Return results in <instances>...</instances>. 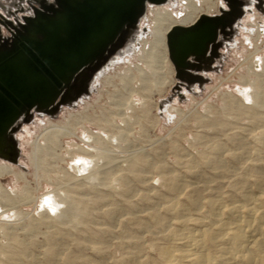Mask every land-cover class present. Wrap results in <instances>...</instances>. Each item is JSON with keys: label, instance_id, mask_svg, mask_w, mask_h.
Returning <instances> with one entry per match:
<instances>
[{"label": "rangeland", "instance_id": "1", "mask_svg": "<svg viewBox=\"0 0 264 264\" xmlns=\"http://www.w3.org/2000/svg\"><path fill=\"white\" fill-rule=\"evenodd\" d=\"M15 1L16 0H0V13L3 14L7 6L14 8L15 6L12 5V2L14 4ZM194 1H196L197 4L202 3V0ZM250 1L251 3L246 7L248 12L243 13L240 18L236 19V23H234L235 29L227 33V40L220 46L219 50L222 54L218 59L219 62L216 64L215 70H211L205 74L208 78L205 79V83L201 86L192 85L189 88L184 86H180V88L175 87V82H177V80L174 78V70L169 58L168 60L173 70V81L171 83L166 75L167 68L163 63L160 64L159 62V65H157L158 62H156L154 64L156 71H161L157 73L156 77L150 75H148V77L147 74L151 72V67L147 69V67L142 65L143 62L139 61L138 63L137 61L138 66L144 69V74L142 73V76H147L144 85H148L146 86L148 87L147 89H136L137 92L132 93V100L136 104L135 112L139 117L138 119L134 118L129 127L130 130H128V136L126 137L128 140L119 142L115 138H110V142L107 143L109 160H111V162L113 161V163L117 162L118 165L121 162L119 166H111V163L106 160L108 158L100 159L96 162L97 165H95L93 169L95 171L97 170L96 172L99 173H95V177L93 174L81 179L75 176L77 173L70 168L73 160L70 158L71 155H68L70 154L68 148H73L71 142H75L81 146L85 145L84 147L91 149L90 146L79 139V137H85V133H82L80 124L73 127L75 128L74 134H70L71 129L60 139L61 144L60 146L54 147V152L47 151L48 153L45 154L46 152L42 151L38 154V157H42H39V165L36 169L31 162H29L28 157L31 153L32 140L36 138L35 136L39 134L42 127L47 125L48 120L54 122L62 121L70 112L75 113L83 110L86 103L93 105V109L89 110V113L92 115L100 116V113H108L112 105L109 103V99L105 93L102 95L101 99H97L98 90L102 87L101 82L97 79L93 80L91 90L88 89L86 93L70 103L62 104L51 116L35 112L31 118H28L27 122H20V124L11 131L15 143V157L13 161L0 157V164L7 162L26 175L24 184L26 185V191L23 190L22 182L15 185V178L12 174H5L0 179L2 186L4 185V187L8 189L17 187L19 190L16 197V204L14 201L15 210L19 212V215L15 216L12 210L8 211V215H0V248H8L9 250L7 249L5 252L9 251L10 253L12 250L14 252V250L21 249L25 245L27 248L24 254L16 255V257L14 256L17 258L13 259L15 261L8 259L9 253H1L0 259L2 263L7 264L8 261L11 260L16 264H46L45 256L48 253V248L50 246H56V248L58 247L57 256L59 258H62L65 254H70L76 257L82 256L83 259L94 264H121V258L124 256V251L120 245L121 242L132 239L129 235L139 234L141 236V232L131 228L129 218L136 207L139 208L141 206L143 194L147 195L148 198L154 199L157 194H148H153L154 191H157L164 195V200L170 199L172 203H187L188 190L185 194L181 193L178 196L171 193V190L167 187L168 184L164 185V181L161 178L162 172L166 174L167 172L181 175L185 174L189 183L195 181L191 175L186 173L187 166H194V168H190L191 170H199L200 166L197 162L202 160L203 156L208 155L211 148L210 145L212 146L217 142H222L223 144L227 142L225 143V145H227L225 147L230 149L237 147L236 144L228 140L227 135L239 130L242 131V133H239V136L244 138H241V142L243 143L245 141L243 147L248 149V154L253 153L252 151L257 146L256 133L258 129L264 127V122L258 125H251V119H248L250 117L247 113L244 112L247 114L245 115L241 112V114L236 115L238 112L236 110L240 108V104L249 105L251 103L246 96V93L251 90L250 85L257 83L261 85V88L264 90V0L260 1L259 7H257V0ZM29 2V0H23L25 9H12L13 12H17L18 16L26 13L30 8ZM214 2L216 3V7H214V9L211 8L207 15H216L218 12L217 10L221 7L225 8L227 4L226 0H214ZM31 3L38 5V2L35 1ZM240 6L242 8L244 7L243 4H240ZM161 7L170 8L172 11H175L180 10L182 5L180 0H169L167 5H162ZM149 10L150 8L147 12V18H149ZM147 22L148 19L141 21L137 26L136 32L147 31ZM254 23H256L255 25H257L256 27L259 32H255L251 29L255 28V26L252 25ZM1 28L2 35L6 36L9 34L3 26H1ZM256 33H258V36ZM146 36H148V34L144 35L143 38ZM139 47L140 41L136 51H138ZM136 51L133 50L130 54L126 52L119 54L114 60L115 63L107 72H112L114 69L117 70L118 66H126L128 60L132 61V63L135 62L134 65L137 66L134 55ZM253 57L256 61L254 63L252 62ZM164 69L166 72L162 71ZM132 73L136 76L137 70H133ZM157 76L159 77L157 78ZM116 82H119L118 79ZM155 82L159 84L156 85ZM132 84H137V78L133 79ZM109 89L112 90L113 88ZM142 94H145V97L141 98V100L144 98L147 99V104L141 109V107L139 108V101ZM224 95H231L236 104L232 107L227 105L226 103L229 100L227 99L228 97H224ZM261 112L264 115V108L261 109ZM117 122L120 123L119 120H117ZM220 122H226V126H223ZM83 123L84 126L92 132H98L104 137L107 136L106 132H102L94 123H89L87 120ZM244 127L246 128L245 130L243 129ZM111 130L114 131L113 129ZM137 146H143L142 152L147 155L146 158L148 161L152 162V166L145 169L146 172L143 173L145 180L143 179V182L128 177L126 180L127 183L130 184L131 190L129 189L128 193L123 194L118 177L123 175L127 177L128 172L125 169V162L122 160L131 155L130 151L133 147L136 148ZM51 153H53V155ZM227 159L229 165L232 166L231 170L251 171L250 166L243 161L238 162L230 157H227ZM105 162L109 163V165L107 164L109 167L104 165ZM157 165H161L162 169H159ZM101 166L106 169L102 168V170ZM100 169L102 170L101 173L99 171ZM220 174L223 175L224 178L220 180V182L215 183V186L221 187L220 190H217L215 193L221 195L230 194V189L235 180L231 179L232 176L225 170H222ZM72 177L73 182L71 184ZM66 183L68 186L70 185L71 189H73L72 191L76 190L78 192H76V194L73 192V194L76 195L75 197L81 195L80 197L84 199H95L89 202V214L82 217L83 222L80 221L81 223H77L78 220L76 221L72 218L74 209L70 207V203L66 202V204H59L57 198L52 195L49 197H51L50 199L53 202H49L47 199L44 200L43 198H46L47 196H45V193H50V190L52 192L53 188H59L56 193H59L61 198L64 195L62 190L64 187L62 185L65 186ZM80 183L82 186H80ZM201 190V193L206 192L203 189ZM27 196L30 200H28V198H23ZM56 200L58 202H56ZM54 201L57 204H55ZM42 202L44 203L43 205ZM143 205L144 204H142V206ZM56 206L62 208L61 214H59L60 209ZM111 208L116 212L115 214H112V211L109 212ZM99 228L106 230L101 232ZM81 235L86 236V238H81ZM93 247H95V249ZM61 262L60 260L55 263L62 264Z\"/></svg>", "mask_w": 264, "mask_h": 264}, {"label": "bare ground", "instance_id": "2", "mask_svg": "<svg viewBox=\"0 0 264 264\" xmlns=\"http://www.w3.org/2000/svg\"><path fill=\"white\" fill-rule=\"evenodd\" d=\"M29 1H35L38 3L43 2L47 4L50 3L51 0ZM167 1L168 0L160 3H151L147 1V3L150 4H159L156 5L157 7L150 6L149 18H147V31L136 32L140 19L145 15L144 9L143 13L139 16L135 23L126 25L122 29L115 40L111 43L109 48L99 59L84 67L74 76L69 90H65L63 92L62 100L56 102L50 107V109L48 108L44 110H36V112H38L39 114H48L51 116L53 113H45L44 111H55L62 104L68 102L70 103L82 94L86 93L88 89L91 90L92 82L95 77H98V80L102 84V87L98 90L97 99H101L102 95L105 93L107 98L109 99V103L112 105V108L108 110V113L104 112L107 114V116L104 113H100V116L90 114L89 110L93 109V105L86 103L83 110L75 113L70 112L62 121L54 122L48 120L47 125L42 127L39 134L35 136L36 138L32 140L31 143V153L28 158L29 162H31L35 169L39 165L38 161L40 156L38 157V154L42 151L46 152L45 154L48 153L47 151L54 152V147L60 146V139L63 136H65L71 129L72 130L70 134L75 133V128L73 127L77 124H80L82 133H85V137H79V139L91 147V149H88L84 147L85 145L81 146L75 142H71V146H73V148H68V151L70 153L68 155H71L70 158L71 160H73V163L71 162L72 164L70 165V168L74 170L75 173H77L76 175H74L79 177L78 179L89 177V175L91 176L92 174L94 176L95 173H98L96 172L97 170H93L94 166L97 165L96 162L98 160L106 159L109 157V154L107 153V143L110 142V138H115L119 142L128 140L126 139V137L128 136V130H130L129 127L133 119H138L139 117L135 112L136 104L132 100V93L137 92L136 89H147L148 87L146 86L148 85H144L147 76L150 75L156 77L157 73L161 71H156L154 64L156 62H158L157 65H159V62L160 64L163 63L167 68V72L165 71L166 68L162 71H165L167 73L166 75L168 76L170 83L173 81L172 76L175 67L169 56L167 35L175 26H190L196 23L199 17L209 14L208 11L211 8L214 9V7H216V3L214 2V0H202L203 4H197L194 0H180L182 8L180 10L172 11L170 8L161 7V4L166 3ZM240 1V4H243L245 6L244 10L239 4L241 8V14H243L244 11H248L246 7H248V4H250L251 1ZM260 1L261 0H257V7H259V4L261 3ZM226 2V5L229 4L232 6V16H236V9L238 8L235 5V2H233V0H227ZM23 4V0H16L14 4L12 2V5H14L16 8L7 6L5 11L3 12L5 18H8L14 26H19L18 22L14 21V18H19L20 16L17 15V12H13L12 9L23 10L25 9ZM221 10L226 9L221 8L218 14L222 13ZM235 21L232 23V25L236 23ZM255 24L256 23L252 24L253 26H255V28L251 29L255 32H259L258 28L256 27L257 25ZM227 27L229 26H226V28ZM1 31L2 28L0 26V45L2 44V42H5V40L9 38L3 36L1 34ZM222 31L223 30L219 31L217 38L218 48L220 47L221 43L219 37L225 36V34L227 33ZM146 34H148V36L143 38V36ZM256 34L258 36V33ZM139 41L140 47L138 51H136ZM133 50L136 51L134 55L137 66L134 65L135 62L132 63V61L128 60V64L126 66H118L117 70L114 69L112 70V72H107L109 69H111V66L115 63V58L119 54L124 52L130 54ZM208 54V56H210V53ZM216 56H218V49ZM168 58L172 64L173 70ZM137 61L138 63L139 61L143 62L142 65L144 67H147V69L151 67V72H149V74L146 73V77L142 76L144 69L138 66ZM252 62H256L254 57ZM209 63L210 62H207L205 65L202 61L200 62L199 69H197L196 67L188 68V70L193 73L196 80H190V78H188L187 76H184V78H179L177 74L175 76L176 70L174 72V78L176 77V79L180 82L179 84H183L187 88L196 83L198 84V86H201L205 83V79L207 78L202 73H207L211 70L209 67ZM132 69L137 70L136 76L132 73ZM86 77H89L90 81L87 82L86 88L85 90H83L82 85ZM158 77L159 76H157V78ZM136 78L137 84L133 85V79ZM117 79L119 82H116ZM179 84H176L175 87L180 88ZM250 87L251 90L250 92L246 93V96L251 101V105L240 104V108L236 110L238 111L236 115L241 114V112H245L250 117L248 119H251L250 124L258 125L259 123L264 122V115L261 112V109L264 108V90L261 88V85L257 83L250 85ZM109 88L113 89L110 90ZM80 91H82V93H79ZM144 95L142 94L140 96L139 108L141 107V109L144 105L146 106L147 104V99L144 98L145 100H141V98L145 97ZM226 96L229 100L228 102L226 101L227 105L232 107L234 104H236L234 98L231 95H224V97ZM33 115L34 113L30 111L28 114L22 116L13 125L12 129L9 130L8 136H12L11 131L16 126H18L20 122H27L28 118H31ZM85 120L89 121V123L92 122L97 125L99 129L102 130V132H106L107 136L105 135L106 137H104L98 132H92L91 130H89L86 126H84L83 122ZM117 120H119L120 123H118ZM220 123L223 126H226V122ZM111 129H113L114 131H112ZM243 129L245 130L246 128L244 127ZM239 133H242V131H235L227 135L228 140L231 141V143L236 144L237 147H233L234 149L225 147L227 146L225 145V143L227 142H224V144L222 142H217L212 146L210 145L211 148L208 147L210 148L209 154L203 156V159L197 162V164H199L200 166L199 170H191L190 168H194V166H187L186 173L191 175V177L194 178L195 181L189 183V181L186 179L187 176L185 174L181 175L178 173L168 172L166 174L162 172L161 178L164 181V185L168 184L167 187H169L171 193L178 196L181 193L185 194L188 190L189 193H187V203H172V200L170 199L164 200V195L157 191H154L153 194H148H157V196L155 195L156 198L154 199L148 198L147 195L143 194V199L141 197V203L144 205L142 206L141 204L139 208L136 207L137 210L135 209L134 212L131 213L132 215L129 218L131 228L135 231L141 232V236L139 234L132 236L129 235L132 239L121 242L120 245L124 251V256L121 258V264H264V127L258 129V132L256 133L257 146L252 151V154H248V149H245L246 147H243L245 141L243 143L241 142L244 138L240 137ZM142 148L143 146H137L136 148L133 147V149L130 151L131 155H129L127 158L125 157L126 159L122 160L125 162V169L128 172L127 177L126 175L120 177L117 176L122 187L123 194L128 193L129 189L131 188L129 186L130 184H128L126 180L128 177L133 178L136 181L143 182L142 180L145 178L143 173L146 172L145 169L152 166V162L147 160V155L142 152ZM51 154L53 155V153ZM227 157H230L231 159L238 162L243 161L250 166L251 171H237V169L231 170L232 166L229 165ZM106 160L111 163V166H119L121 163L120 162L118 165L117 162H111L109 158ZM107 162H105L106 164L104 163L105 166L107 164L109 165V163ZM102 166L101 169L103 168ZM158 167L159 169H162L161 165ZM101 169L99 170L100 173L103 169L106 168L104 167L102 170ZM222 170L228 172V174L232 176L231 179L235 180L232 188L230 189V194L221 195L215 193L221 188L220 186H215V183L223 180L224 176L220 174ZM5 174L13 175V177L15 178V185L19 182H22V186L24 188L23 190L26 191V185H24L26 181V175H24L22 171L16 169L15 166L10 165L7 162H4L0 164V179ZM72 179L73 177L71 178V180ZM72 182L73 180L71 181V184ZM62 186L64 187L62 189L64 192H62L64 194V197L62 196L60 198L59 193H56L59 188H53L52 192L50 190V193H45V196L47 197H43L44 200L47 199L49 202L52 201L50 199L51 197H49L50 195H52L53 197L57 198L59 202L57 200L56 202H58L59 204H66V202L70 203V207H73L74 209L72 218L76 221L78 220L77 223H81L80 221H82V217H85L89 214V202L94 201L95 199H84L80 197L81 195L75 197L76 195H74L73 192L76 194V190L72 191L73 189H71L70 185L68 186L67 183L65 184V186ZM80 186H82V184ZM201 189L205 190L206 192L201 193ZM18 191L19 190L17 189V187L8 189L4 187V185L2 186V184L0 183V215L7 214L9 210H12L15 216L19 215V212L15 210L14 206L16 204ZM28 196L23 198H28V200H30ZM56 202L55 204H57ZM43 204L44 203L42 202V205ZM57 208L60 209L59 214H61L62 208ZM111 211L112 214L116 213L114 212L113 208H111L109 212ZM99 230L102 232L106 229L99 228ZM81 236V238H86V236ZM26 248L27 247L25 245L21 249L14 250V252L12 250L11 253L9 251L5 252L8 248H0V254H3L4 252L9 253L8 259L13 260L16 255L24 254ZM93 248L95 249V247ZM57 251L58 247L56 248V246H50L48 248V253L45 256L46 264H56L55 262H59L60 260L62 261V264H94L90 261H86L82 256L76 257L70 254H65L62 258H59L57 256ZM0 264L5 263H2L0 259ZM7 264L16 263H13L10 260Z\"/></svg>", "mask_w": 264, "mask_h": 264}, {"label": "water", "instance_id": "3", "mask_svg": "<svg viewBox=\"0 0 264 264\" xmlns=\"http://www.w3.org/2000/svg\"><path fill=\"white\" fill-rule=\"evenodd\" d=\"M147 1L163 0H63L64 10L54 16L33 21L21 15L28 25L14 18L25 32L0 14L6 23L0 22L13 36L11 47L0 49V157L14 160L15 143L8 136L13 125L33 109H48L62 100L74 76L99 59L126 25L137 21ZM233 2L236 16L228 4L222 13L202 15L196 23L175 26L167 35L179 78L196 80L188 68L211 62L208 53L216 56L219 31L242 16L240 0Z\"/></svg>", "mask_w": 264, "mask_h": 264}, {"label": "flooded vegetation", "instance_id": "4", "mask_svg": "<svg viewBox=\"0 0 264 264\" xmlns=\"http://www.w3.org/2000/svg\"><path fill=\"white\" fill-rule=\"evenodd\" d=\"M60 1V3L57 1V0H51L50 1V3H43V2H40V3H38V5H35V4H33V3H31V2H29V4H30V8L28 9V11L26 12V13H24V14H22V15H26V16H29V17H31V19H33V21L35 20V19H43L44 17H47V16H54L55 15V12H62L63 10H64V5H63V0H59ZM163 1H166V0H163ZM162 1V2H163ZM169 2V0L166 2V3H162L161 5H167V3ZM156 5H159V4H150V3H147V2H145V5H144V9H145V11H144V9L142 10V12H141V14L143 13V11L144 12H146L145 13V15H144V17H142L141 19H140V22L141 21H143V20H147V12H148V8H150V6H156ZM146 6V7H145ZM51 8V9H50ZM152 8V7H151ZM221 8H223V7H221ZM221 8H219L218 9V12H217V14L219 13V10L221 9ZM224 9H228V7H227V5H226V7L224 8ZM243 9L245 10V6L243 7ZM246 12H248V11H244V13H246ZM1 15H3L2 13H0ZM1 15H0V21H2L3 23H6V20L4 19V18H2L1 17ZM4 16V15H3ZM8 19V18H7ZM19 20H20V18H18ZM9 20V19H8ZM10 21V20H9ZM21 21V24H25V25H28L26 22H24L23 20H20ZM11 22V21H10ZM139 22V23H140ZM0 26H3L4 27V29L5 30H7L6 28H5V26L0 22ZM11 24H12V22H11ZM10 27V29H11V26H9ZM15 27H17L18 29H19V31L20 32H25L24 31V29L19 25V26H15ZM233 29H235V27H234V24L233 25H230L229 27H227L225 30H223L222 32H232V30ZM11 31H13V32H17V31H14V30H11ZM2 32V31H1ZM7 32H9L8 30H7ZM227 33L225 34V36H220L219 37V40H221L220 42V46L222 45V44H224L225 43V41L227 40L226 39V37H228V35H227ZM4 36V35H3ZM6 37L8 38V39H6L5 40V42H2V44L0 45V49H2V48H4V46L5 47H11V43L13 42L12 41V38H13V36L9 33V34H7L6 35ZM0 39H1V35H0ZM220 48V47H219ZM219 48H218V56H211V53H210V56H208V58L210 57H212V60H211V62L209 63V67H210V69L211 70H215V68H216V64H218V62H219V57L221 56V52H220V50H219ZM206 63L207 62H205V61H203V64H205L206 65ZM210 70V71H211ZM210 71H208V72H210ZM174 72H175V70H174ZM207 72V73H208ZM202 74H204V76L205 77H207L208 78V76H206L205 74L206 73H202ZM175 76H176V73H175ZM95 79H97L98 80V77H95L94 78V80ZM175 79H176V77H175ZM177 80V79H176ZM88 81H90V78L89 77H86L85 79H84V83H83V85H82V89L83 90H85V88H86V84H87V82ZM176 84H179L180 82L177 80V82H175ZM175 84V85H176ZM194 85H198L197 83L196 84H194ZM179 86H184L183 84H179ZM185 87V86H184ZM79 93H82V91H80ZM79 95V94H78ZM77 95V96H78ZM76 96V97H77ZM75 97V98H76ZM60 101V100H59ZM59 101H57V102H59ZM50 109V108H49ZM32 112L33 113H35L36 112V109H33L32 110ZM45 113H54V111H52L51 112V110H46V111H44ZM36 113H38V112H36ZM5 151L6 152H9L8 151V149H5Z\"/></svg>", "mask_w": 264, "mask_h": 264}]
</instances>
